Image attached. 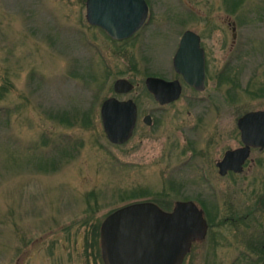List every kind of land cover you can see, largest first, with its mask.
I'll return each instance as SVG.
<instances>
[{
	"label": "rangeland",
	"instance_id": "1",
	"mask_svg": "<svg viewBox=\"0 0 264 264\" xmlns=\"http://www.w3.org/2000/svg\"><path fill=\"white\" fill-rule=\"evenodd\" d=\"M148 2L146 27L114 42L89 25L85 0H0V264H102L88 246L94 223L133 201L187 199L212 224L182 264L264 263V150L241 175L214 165L239 145L237 118L264 109V0ZM184 28L208 44L206 86L161 105L144 79L173 75ZM120 77L135 87L115 93ZM110 96L137 104L122 144L102 127ZM88 108L84 126L74 116ZM133 190L145 194L122 201Z\"/></svg>",
	"mask_w": 264,
	"mask_h": 264
},
{
	"label": "water",
	"instance_id": "2",
	"mask_svg": "<svg viewBox=\"0 0 264 264\" xmlns=\"http://www.w3.org/2000/svg\"><path fill=\"white\" fill-rule=\"evenodd\" d=\"M148 15L146 0H86L88 23L102 27L112 38L124 39L138 30ZM175 70L197 90L205 88L203 50L199 37L186 30L173 58ZM147 90L161 105L179 98L177 80L160 76L145 78ZM135 84L120 77L113 83L115 93L132 90ZM138 115L132 98H105L100 106L104 133L112 144H122L132 136ZM143 122L151 124L150 114ZM241 147L227 150L218 162L220 171L239 170L251 147L264 148V110L244 113L237 121ZM203 210L192 200H178L165 210L151 200H138L121 205L102 220L99 228L101 256L104 264H182L192 242L203 239L207 232Z\"/></svg>",
	"mask_w": 264,
	"mask_h": 264
},
{
	"label": "flooded vegetation",
	"instance_id": "3",
	"mask_svg": "<svg viewBox=\"0 0 264 264\" xmlns=\"http://www.w3.org/2000/svg\"><path fill=\"white\" fill-rule=\"evenodd\" d=\"M86 1V0H85ZM146 2H147V4H148V15H147V18H146V20L144 21V23L141 25V27L138 29V30H136L134 33H132L130 36H128V37H126V38H124V39H121V40H116V39H114V38H112L102 27H100V26H98V25H92V24H90L89 23V25H91L92 27H94V28H97V29H99L105 36H108L110 39H113V40H115V41H124V40H127V39H129V38H132V37H135V36H137L138 34H140V32H141V30L143 29V28H145L146 27V25L148 24V22H149V20H150V15H149V13H150V11H151V4H149V2H148V0H146ZM151 3V2H150ZM234 24V23H233ZM235 25H233V27H232V30L233 31H235ZM186 30H192L196 35H198V37H199V46L202 48V50H203V57H204V72H205V86H206V76H207V70H208V66H209V56H208V54H209V49H208V44H207V42L205 41V38H204V35L201 33V32H199V31H197V30H194V29H190V28H184V29H182L181 30V32H180V35H179V37H178V39H177V41L175 42V45H176V48H175V51L173 52V55H172V59H171V66H172V70H173V75L171 76V77H162V78H164V79H166V80H177L179 83H180V85H181V87H182V89H181V94H182V92H183V89H184V86H189L191 89H194V90H197V89H195L194 87H192V86H190L185 80H184V78H183V76L180 74V73H178L176 70H175V68H174V65H173V58H174V55H175V53H176V50L178 49V46H179V44H180V40H181V38H182V36H183V34H184V32L186 31ZM233 38H235V32H233ZM218 79V78H217ZM144 86H145V88H146V85H145V79H144ZM147 89V88H146ZM204 90V89H203ZM203 90H197V91H203ZM149 92V91H148ZM150 93V92H149ZM151 94V93H150ZM181 94H180V96H181ZM153 96V95H152ZM179 96V97H180ZM177 100V99H176ZM175 101V100H174ZM173 102V101H172ZM171 103V102H170ZM166 104H169V103H166ZM164 105V104H163ZM256 110H264V109H256ZM249 111H252V110H249ZM246 112H248V111H246ZM245 112V113H246ZM147 114H149V113H147ZM244 114V113H243ZM242 114V115H243ZM146 115V114H145ZM151 115V114H150ZM241 115V116H242ZM241 116H239L238 118H237V121H238V119L241 117ZM143 117H144V115H143ZM142 117V118H143ZM152 117V116H151ZM137 121V120H136ZM143 121V120H142ZM237 121H236V125H237ZM152 122H153V118H152ZM152 122H151V124H152ZM151 124H149V125H151ZM147 125V124H146ZM237 128H238V126H237ZM238 136H239V145L238 146H236V147H233V148H228V149H226L224 152H223V154L221 155V157L219 158V159H217L215 162H214V165H215V167H216V170H217V173L220 175V176H222V177H225V176H235V175H241L242 173H244L245 171H247V168H248V163H257V162H259L260 160H258V161H256V160H254L253 158H251V153H252V151H254V150H264V148H260V147H251L250 148V152H249V155H248V157L246 158V159H244V161H242V163H241V166H240V169L239 170H233V169H226L224 172H221L220 171V167L218 166V162L219 161H221L222 160V157H223V155H224V153L227 151V150H231V149H234V148H237V147H241L242 145H243V143H242V141H241V138H240V130H239V128H238ZM131 138V137H130ZM129 138V139H130ZM128 139V140H129ZM127 142V141H126ZM207 176V175H206ZM204 177H205V174H204ZM208 177V176H207ZM206 178V177H205ZM207 179V178H206ZM262 198L263 197H259V200H258V202L257 203H263L264 204V201H262ZM188 200V199H187ZM176 202V201H175ZM175 202H174V204H175ZM196 203V202H195ZM197 204V203H196ZM198 205V204H197ZM200 208V207H199ZM163 209H165V208H163ZM172 209V208H171ZM171 209H165V210H171ZM202 210H203V215H204V218L206 219V222H207V225H208V228H209V226H211V224H212V222H211V220L209 219V209H208V207L205 205V206H203L202 208H201ZM231 219H233V218H229V217H224L223 218V221L224 222H226V221H228V220H231ZM208 228H207V230H208ZM207 233V232H206ZM99 236H100V234H99ZM206 236V235H205ZM204 239V238H203ZM198 240H202V239H196V240H194L193 242H192V244L195 242V241H198ZM99 249H100V257H101V259H102V256H101V248H100V237H99ZM187 256V255H186ZM185 259V258H184ZM102 264H104V262H103V259H102ZM264 264V263H263Z\"/></svg>",
	"mask_w": 264,
	"mask_h": 264
},
{
	"label": "trees",
	"instance_id": "4",
	"mask_svg": "<svg viewBox=\"0 0 264 264\" xmlns=\"http://www.w3.org/2000/svg\"><path fill=\"white\" fill-rule=\"evenodd\" d=\"M106 37L109 38L108 36H106ZM110 40L117 42L113 39H110ZM90 111H91V109L88 108L84 111L82 110L80 112H77L76 116H74V120L80 121V123L84 126L89 125L90 124V113H91ZM78 113H80V114H78ZM60 121L63 123H66V124H71L70 120L65 118V116H61ZM91 194H92L91 196L96 197L93 193H91ZM125 194L126 195L124 197H122V201H124L126 199L136 198L139 195L142 196L145 194V192L144 191L136 192L135 190H133L132 192L125 193ZM87 203H88V206L90 207L91 203H90L89 198L87 199ZM156 203L159 206L164 207V205L162 203H160L159 201H157ZM98 237H99V223L96 222V223H94L92 230L90 232V239H89V245H88L90 247V249H92V251L98 250V252H99V238ZM97 257H100V255L98 254Z\"/></svg>",
	"mask_w": 264,
	"mask_h": 264
}]
</instances>
